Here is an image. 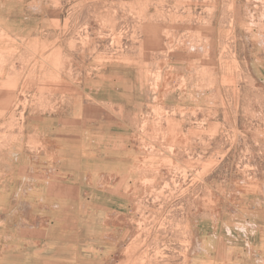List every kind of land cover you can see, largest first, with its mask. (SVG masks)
Returning <instances> with one entry per match:
<instances>
[{
	"label": "rangeland",
	"instance_id": "1",
	"mask_svg": "<svg viewBox=\"0 0 264 264\" xmlns=\"http://www.w3.org/2000/svg\"><path fill=\"white\" fill-rule=\"evenodd\" d=\"M261 255L264 0H0V264Z\"/></svg>",
	"mask_w": 264,
	"mask_h": 264
},
{
	"label": "crops",
	"instance_id": "2",
	"mask_svg": "<svg viewBox=\"0 0 264 264\" xmlns=\"http://www.w3.org/2000/svg\"><path fill=\"white\" fill-rule=\"evenodd\" d=\"M5 29H7L8 31H11V28H5ZM101 88H98V90H100ZM50 187V186H49ZM107 209L109 210L110 208L109 207H107ZM262 257V261H263V263H264V256L263 255H261ZM49 263H51V262H49Z\"/></svg>",
	"mask_w": 264,
	"mask_h": 264
}]
</instances>
